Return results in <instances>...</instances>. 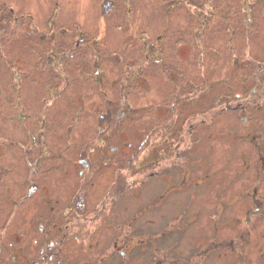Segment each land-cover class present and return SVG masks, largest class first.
Masks as SVG:
<instances>
[{"label": "flooded vegetation", "instance_id": "flooded-vegetation-1", "mask_svg": "<svg viewBox=\"0 0 264 264\" xmlns=\"http://www.w3.org/2000/svg\"><path fill=\"white\" fill-rule=\"evenodd\" d=\"M203 37L145 41L124 61L113 53L118 80L102 71L106 52L101 64L98 45L81 40L79 61L69 44L67 59L51 50L32 71L19 66L17 84L44 92L28 128L18 116V185L0 162V264H264L263 63L230 75L236 88L214 68L199 79L203 58H217ZM36 69L44 76L32 80ZM214 84L230 96L215 99ZM73 106L95 123L82 141ZM226 148L235 155L217 160Z\"/></svg>", "mask_w": 264, "mask_h": 264}, {"label": "rangeland", "instance_id": "rangeland-1", "mask_svg": "<svg viewBox=\"0 0 264 264\" xmlns=\"http://www.w3.org/2000/svg\"><path fill=\"white\" fill-rule=\"evenodd\" d=\"M206 1L0 0V17L6 16L9 10L13 16L12 20L23 17L31 24L29 28L24 22V28L36 30L35 35L21 36L12 41L9 39L8 42L3 39V45H0V155H3L0 162L13 170V174L10 175V179L13 178V184L18 185L24 177V175L22 177L21 169H17L14 163V160H17L21 155L18 147L23 139L21 131L24 127L21 124L26 123L28 128L29 119L38 113V108L42 110L39 97L44 92L42 87L35 88L30 80L22 86L17 84L18 68L24 66V71H32L36 61L51 58V50L56 53L53 62H56V59H67L60 55L62 52L67 54L68 46L71 44L73 45L72 49H76L72 52L73 59L79 61L80 54L76 52L79 47L76 48L74 45L76 43L84 45L81 41L95 43L98 45L101 64L103 63V50L106 52L102 71H106V78L111 81L118 80L121 76L120 70H117L118 67L112 63L113 53L118 59H121L119 61H124L136 54L133 49L141 47L145 41L157 44L163 37L170 46L175 43H178L177 45L181 43L194 44L192 34L199 31L200 35H204L203 44L211 47L217 56L215 59L206 56L203 58L200 69L195 71L199 79L206 78L210 69L214 68L217 71L218 77H215L217 83H220L218 78H224V81H228V86L236 88L239 85L230 79V75H240L241 71L247 76L251 75L250 68H253L251 63H255L254 60L261 61L264 67V27L250 35L245 30L237 29L235 35L232 36L230 30L223 29L222 23L218 21L215 29H212L210 24V29L205 31L202 25L207 16L201 7L206 6ZM214 1L231 3L234 0ZM1 9L6 10L5 14ZM191 31L193 33H190ZM179 56H182V53ZM234 60L238 61V67H234ZM177 65L180 64L177 63ZM239 65H247L246 71L239 68ZM41 73V70L37 71L36 69L32 80H37L39 76L43 77L44 75ZM186 74L189 73L186 71ZM214 87L215 99L219 95L230 96L226 85L214 84ZM109 91L111 92L112 89ZM91 92H94V89ZM94 100L92 97L91 100H87L90 106L95 102ZM65 102L68 103L67 100H62L61 105L56 108V112L54 110L55 116L63 113ZM141 104H144L143 100H141ZM21 112L28 118L25 123H21L18 117ZM70 112L68 122L70 118L71 124L76 122L75 128L72 130V140L82 141L81 132L86 129V134L89 130L92 132L95 123L93 127H88L89 122L86 120L90 115L86 116V113L79 115L74 106ZM141 113L142 117H146L143 112ZM87 114H89L88 111ZM76 115L79 120L75 117ZM235 124L232 122V127ZM75 134H77L76 137ZM3 140L6 142L5 145ZM218 146L221 145L218 144ZM236 147L239 145L237 144ZM216 152L217 160L222 157L229 159L235 155V150L229 148L222 149V153L218 150ZM204 203L205 200H202L201 204ZM262 259L264 262V258ZM254 263L256 264L257 260H254Z\"/></svg>", "mask_w": 264, "mask_h": 264}, {"label": "trees", "instance_id": "trees-1", "mask_svg": "<svg viewBox=\"0 0 264 264\" xmlns=\"http://www.w3.org/2000/svg\"><path fill=\"white\" fill-rule=\"evenodd\" d=\"M194 8H197V6H194ZM201 9L206 12L207 16L202 25L206 30L210 29V24L211 28L215 29L214 27H217L218 21L222 23L223 29L230 30L232 36L235 35L237 29L245 30L250 35L252 32L264 27V0H234L231 3L207 0L206 6H202ZM1 10L5 14L6 10ZM12 17L9 10L6 16L0 17V45H3V39L8 42L9 39L12 41L21 36H29L25 32L26 28L23 24L25 22L30 28V21L23 17L12 20Z\"/></svg>", "mask_w": 264, "mask_h": 264}]
</instances>
